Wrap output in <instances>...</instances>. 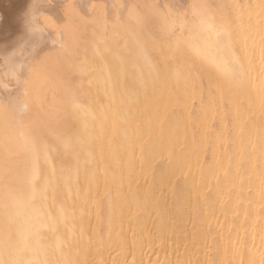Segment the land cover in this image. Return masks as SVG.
Here are the masks:
<instances>
[{"label": "bare ground", "instance_id": "bare-ground-1", "mask_svg": "<svg viewBox=\"0 0 264 264\" xmlns=\"http://www.w3.org/2000/svg\"><path fill=\"white\" fill-rule=\"evenodd\" d=\"M141 54L157 71L129 86ZM0 57L25 68L0 95L6 249L62 264H264V0H0ZM21 123L83 144L47 200L15 201ZM53 166L55 153L39 161L38 189Z\"/></svg>", "mask_w": 264, "mask_h": 264}, {"label": "snow or ice", "instance_id": "snow-or-ice-1", "mask_svg": "<svg viewBox=\"0 0 264 264\" xmlns=\"http://www.w3.org/2000/svg\"><path fill=\"white\" fill-rule=\"evenodd\" d=\"M32 20H28V28L26 29V36L34 31ZM42 51V46L37 45L34 55L39 56ZM131 68V79L129 86L138 78L145 75L152 77L155 75L157 69L152 65L149 57L146 54H141L138 62H132L129 66ZM145 69H148L147 73ZM25 71L21 65V75ZM242 69L239 67L228 69L225 75H242ZM20 139L15 145V154L26 162V170L23 175L22 188L15 196L16 203L24 202L27 200L35 199L38 191L42 199H49V193H54L58 181L66 178V174L71 173V168L66 167L64 164L65 158L72 156L76 158L79 164V150L83 148V144L73 136H62L55 142L50 139L40 130H34L28 125L21 123ZM55 153L61 160L60 175L57 176V169L55 166L51 168L50 179L44 178L42 186L37 187V174L36 169L39 161L43 158L45 161H51ZM54 201V196L51 197ZM63 215V210H62ZM27 246L17 247L16 245L5 248L0 244V264H62L61 261H52L45 256L44 259L28 258L26 252Z\"/></svg>", "mask_w": 264, "mask_h": 264}, {"label": "rangeland", "instance_id": "rangeland-1", "mask_svg": "<svg viewBox=\"0 0 264 264\" xmlns=\"http://www.w3.org/2000/svg\"><path fill=\"white\" fill-rule=\"evenodd\" d=\"M58 5L60 6L61 4H58ZM59 6L53 9V14L56 17L60 16V13L58 11ZM9 66H11L10 63L3 62L0 57V95H3V96H8V95L14 96L17 93L18 86H19V82H17V77L20 74V72L18 71V69H16V67L11 68ZM5 85L11 86V88L13 86L14 88H12L11 92L8 90L6 91Z\"/></svg>", "mask_w": 264, "mask_h": 264}]
</instances>
